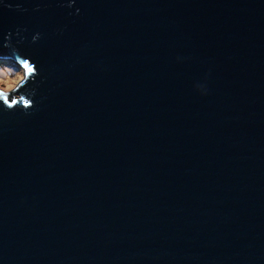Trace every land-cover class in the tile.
<instances>
[{"label":"water","instance_id":"obj_1","mask_svg":"<svg viewBox=\"0 0 264 264\" xmlns=\"http://www.w3.org/2000/svg\"><path fill=\"white\" fill-rule=\"evenodd\" d=\"M69 2L0 0V264H264V0Z\"/></svg>","mask_w":264,"mask_h":264},{"label":"clouds","instance_id":"obj_2","mask_svg":"<svg viewBox=\"0 0 264 264\" xmlns=\"http://www.w3.org/2000/svg\"><path fill=\"white\" fill-rule=\"evenodd\" d=\"M69 7L72 6L70 0ZM79 12V9H77ZM39 38V33L32 37L33 42ZM5 46H8L5 44ZM14 64H0V105L6 111L22 109L29 111L35 107L32 97L35 89L28 90V84L34 83L39 70L29 58L22 57L13 50ZM197 90L202 91L203 85H197ZM11 97V99H9Z\"/></svg>","mask_w":264,"mask_h":264},{"label":"rangeland","instance_id":"obj_3","mask_svg":"<svg viewBox=\"0 0 264 264\" xmlns=\"http://www.w3.org/2000/svg\"><path fill=\"white\" fill-rule=\"evenodd\" d=\"M0 64H9V63L6 62V61H2V60H0ZM9 65H11V64H9Z\"/></svg>","mask_w":264,"mask_h":264}]
</instances>
